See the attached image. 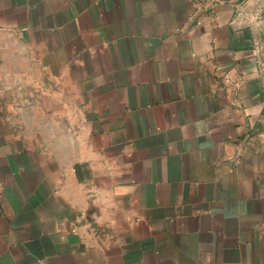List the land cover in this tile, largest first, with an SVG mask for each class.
<instances>
[{
	"label": "crops",
	"instance_id": "obj_1",
	"mask_svg": "<svg viewBox=\"0 0 264 264\" xmlns=\"http://www.w3.org/2000/svg\"><path fill=\"white\" fill-rule=\"evenodd\" d=\"M0 264H264V0H0Z\"/></svg>",
	"mask_w": 264,
	"mask_h": 264
}]
</instances>
